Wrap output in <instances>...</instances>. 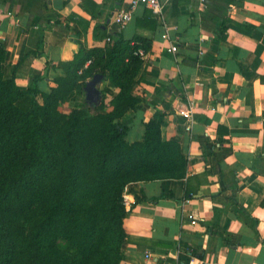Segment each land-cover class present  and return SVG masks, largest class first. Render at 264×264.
I'll list each match as a JSON object with an SVG mask.
<instances>
[{"label":"crops","instance_id":"crops-1","mask_svg":"<svg viewBox=\"0 0 264 264\" xmlns=\"http://www.w3.org/2000/svg\"><path fill=\"white\" fill-rule=\"evenodd\" d=\"M130 1L0 0L3 76L49 91L105 35L150 39L133 89L143 102L118 120L133 142L156 119L188 166L185 178L126 186L119 264H264V0H161L158 13L138 2L119 28L112 15ZM97 87L109 107L118 90ZM62 105L98 111L84 89Z\"/></svg>","mask_w":264,"mask_h":264},{"label":"trees","instance_id":"trees-1","mask_svg":"<svg viewBox=\"0 0 264 264\" xmlns=\"http://www.w3.org/2000/svg\"><path fill=\"white\" fill-rule=\"evenodd\" d=\"M105 37L103 46L80 49L49 91L16 89L13 75L3 76L0 43V264H119L126 186L186 177L187 157L177 141L162 138L156 119L133 142L118 120L143 102L133 93L143 62L134 52H147L150 39L119 31ZM96 73L118 90L109 107L101 99L93 114L84 107L61 113ZM59 239L75 256L59 249Z\"/></svg>","mask_w":264,"mask_h":264},{"label":"built area","instance_id":"built-area-1","mask_svg":"<svg viewBox=\"0 0 264 264\" xmlns=\"http://www.w3.org/2000/svg\"><path fill=\"white\" fill-rule=\"evenodd\" d=\"M198 1H204V0H198ZM140 2L149 7L152 12L158 13L161 8V0H131L130 3L127 5L125 9L117 10L113 13L112 19L115 25L119 28H122L131 18L133 9L135 5ZM106 40H109V37H106ZM168 51L170 52H176L177 51V45L171 44L168 48ZM134 54L139 55L142 59H144L146 52L139 49L138 51H135ZM90 62V60L87 62V64ZM182 115L187 119L188 123H190L193 119L192 113L190 110L182 111ZM123 204L125 208H128L131 204L130 200L123 194Z\"/></svg>","mask_w":264,"mask_h":264},{"label":"water","instance_id":"water-1","mask_svg":"<svg viewBox=\"0 0 264 264\" xmlns=\"http://www.w3.org/2000/svg\"><path fill=\"white\" fill-rule=\"evenodd\" d=\"M102 79L103 75L96 73L89 81H87L84 87L85 98L92 105H96L100 101V91L97 84L102 81Z\"/></svg>","mask_w":264,"mask_h":264},{"label":"rangeland","instance_id":"rangeland-1","mask_svg":"<svg viewBox=\"0 0 264 264\" xmlns=\"http://www.w3.org/2000/svg\"><path fill=\"white\" fill-rule=\"evenodd\" d=\"M67 109H70V107L65 108L62 104L59 106V111L61 113L66 114L69 112ZM57 246L60 250H62L65 254H68L70 256H75L76 252L75 249L64 239H59L57 241Z\"/></svg>","mask_w":264,"mask_h":264}]
</instances>
